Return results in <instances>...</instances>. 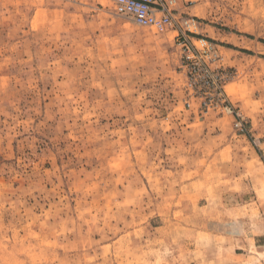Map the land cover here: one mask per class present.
Listing matches in <instances>:
<instances>
[{
  "label": "rangeland",
  "instance_id": "1",
  "mask_svg": "<svg viewBox=\"0 0 264 264\" xmlns=\"http://www.w3.org/2000/svg\"><path fill=\"white\" fill-rule=\"evenodd\" d=\"M159 4L0 0V264H264V0Z\"/></svg>",
  "mask_w": 264,
  "mask_h": 264
},
{
  "label": "built area",
  "instance_id": "2",
  "mask_svg": "<svg viewBox=\"0 0 264 264\" xmlns=\"http://www.w3.org/2000/svg\"><path fill=\"white\" fill-rule=\"evenodd\" d=\"M115 5L118 14L132 16L141 26H154L158 23L172 24L171 15L165 6L159 4V0H115ZM160 15L163 16L160 17ZM202 78H213V76L203 71ZM189 85L193 90L202 93L204 96H209L212 99L217 97L222 106H225L227 100L221 80L213 79L212 81L200 82L192 76V78H189ZM203 88L207 90L203 91ZM227 109L230 110L229 106ZM236 126L241 127V123H237Z\"/></svg>",
  "mask_w": 264,
  "mask_h": 264
}]
</instances>
